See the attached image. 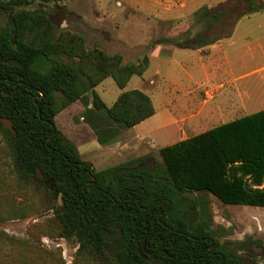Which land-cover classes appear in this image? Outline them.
Wrapping results in <instances>:
<instances>
[{
    "label": "trees",
    "instance_id": "16d2710c",
    "mask_svg": "<svg viewBox=\"0 0 264 264\" xmlns=\"http://www.w3.org/2000/svg\"><path fill=\"white\" fill-rule=\"evenodd\" d=\"M243 1L249 11L264 8L256 0ZM20 3L29 4L16 0L0 3V8ZM201 13L203 25L220 19V13L207 8ZM13 21L14 45L7 22L0 30V117L12 122L15 134L0 123V135L10 151L18 187L37 184L52 201L62 194V208L51 209L55 230L45 236L74 240L78 255L107 264H245L204 231L205 225L191 230L186 221L196 214L197 202L182 194L208 193L223 205L264 208V109L161 148V161L153 169L134 172L125 165L120 169L127 173L118 168L96 172L55 128L54 118L81 98L80 88L90 92L93 115L101 121L90 125L100 144V134L109 126L126 131L151 118V100L138 90L121 92L109 108L93 91L107 78L122 91L133 76L143 74L147 58L123 64L118 55L87 50L78 35L55 36L42 12L20 11ZM39 60L48 65L44 72L35 69ZM36 169L52 183L51 190L37 179ZM92 179L94 183L87 184ZM181 202L188 208L178 209ZM38 210L12 204L5 208L0 197V224L23 220ZM112 220L122 238L114 240L115 250L106 254L101 230ZM2 243L28 248L27 242L0 231Z\"/></svg>",
    "mask_w": 264,
    "mask_h": 264
},
{
    "label": "rangeland",
    "instance_id": "374dc122",
    "mask_svg": "<svg viewBox=\"0 0 264 264\" xmlns=\"http://www.w3.org/2000/svg\"><path fill=\"white\" fill-rule=\"evenodd\" d=\"M9 1L16 0L0 3ZM50 1L52 6L39 12L50 18L55 36L78 35L87 50L118 55L123 64H139L144 56L148 60L143 74L133 76L122 91L110 78L93 89L108 108L121 92L138 90L148 96L154 115L135 130L111 125L100 134V144L90 125L101 121L93 115L90 92L81 88V98L54 118L55 128L94 171L139 163L154 168L161 148L264 109V8L249 11L243 0ZM256 3L264 7V0ZM205 8L220 13L218 22L201 23ZM5 27L0 15V30ZM47 67L42 60L35 64L40 72ZM185 193L197 202V212L188 220L191 230L205 225L204 231L245 264H264V208L228 206L208 193ZM0 197L5 208L39 209L23 220L0 224V231L28 244L26 250L0 244V264H107L78 255L74 240L45 236L55 230L51 209L57 201L37 184L16 185L1 135ZM187 208L185 202L178 205ZM114 250L105 247L106 254Z\"/></svg>",
    "mask_w": 264,
    "mask_h": 264
},
{
    "label": "water",
    "instance_id": "95a60500",
    "mask_svg": "<svg viewBox=\"0 0 264 264\" xmlns=\"http://www.w3.org/2000/svg\"><path fill=\"white\" fill-rule=\"evenodd\" d=\"M52 4H53V2H51V1L46 3V4L38 1V2L33 3L32 5L20 3V4H17L15 6L10 7L9 9L0 8V14L4 16V18L6 19L7 25H8L10 42L13 45L15 43V24L13 21V16L15 13L20 12V11L33 13V12H36L37 9L45 10L49 6H52ZM0 123L4 129L8 130L11 134H15V131H14L13 126H12V122L9 119H7L5 117H0ZM36 177L38 180H43V175L39 169H36ZM43 184L48 190L52 189L51 182H44ZM183 196L190 199V200L194 199V197L192 195H189L187 193H184ZM56 204L58 207L61 205V193H59L57 196V203ZM101 236L103 238L102 240L105 243H108L112 240V239H109L110 236H109V234H107L106 231H102Z\"/></svg>",
    "mask_w": 264,
    "mask_h": 264
},
{
    "label": "flooded vegetation",
    "instance_id": "af4514ba",
    "mask_svg": "<svg viewBox=\"0 0 264 264\" xmlns=\"http://www.w3.org/2000/svg\"><path fill=\"white\" fill-rule=\"evenodd\" d=\"M38 1H40V0H34L33 1V3H35V2H38ZM40 2H42V3H44V4H46V3H48V2H50V0H48V1H40ZM33 3H31V4H29V5H32ZM40 10H43V9H37V11L39 12ZM36 11V12H37ZM33 13H35V12H33ZM1 15V14H0ZM3 16V15H2ZM4 17V16H3ZM6 20V19H5ZM144 163H139V165L136 167V168H134L133 167V169H134V172H135V170L136 169H138V168H141V167H144ZM150 169H153V166H151L150 168H149V170ZM119 170H121L122 172H124V173H127V171H128V169H119ZM40 181H42V184L44 183V182H46V181H44V178H43V180H40ZM92 183H94V180L92 179L91 180V182H88L87 184H89V185H92ZM52 184V183H51ZM44 185V184H43ZM185 193V192H184ZM183 193V194H184ZM183 194H182V196H183ZM61 197H62V194H61ZM184 197V196H183ZM185 199H188V198H186V197H184ZM188 200H190V199H188ZM191 201V200H190ZM130 207H132V205H130ZM58 208H62V202H61V205L58 207ZM146 209L143 207V211H145ZM195 214H190L189 216H188V218H187V224H191V223H189V219L191 218V217H193ZM167 230H170V229H167ZM102 231H106L107 232V234H109V236H110V238L109 239H112L110 242H108L107 243V246H113L114 244V240H116V239H121L122 238V231H121V229L119 228V226L116 224V222L114 221V220H112V221H109L108 222V224H107V229H102L101 230V235H102ZM194 237H190V239H193ZM101 239H103L102 238V236H101Z\"/></svg>",
    "mask_w": 264,
    "mask_h": 264
},
{
    "label": "crops",
    "instance_id": "0c3cea01",
    "mask_svg": "<svg viewBox=\"0 0 264 264\" xmlns=\"http://www.w3.org/2000/svg\"><path fill=\"white\" fill-rule=\"evenodd\" d=\"M229 122H230V121H229ZM142 123H143V122H142ZM142 123H140V124H142ZM226 123H227V122H226ZM140 124H139V125H140ZM137 126H138V125H137ZM137 126H135V127H134V128H132V129H133V130H135V129L137 128Z\"/></svg>",
    "mask_w": 264,
    "mask_h": 264
}]
</instances>
